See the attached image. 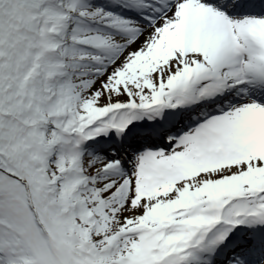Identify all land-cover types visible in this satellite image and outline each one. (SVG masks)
I'll return each instance as SVG.
<instances>
[{
	"label": "snow or ice",
	"instance_id": "obj_1",
	"mask_svg": "<svg viewBox=\"0 0 264 264\" xmlns=\"http://www.w3.org/2000/svg\"><path fill=\"white\" fill-rule=\"evenodd\" d=\"M0 264H264V0H0Z\"/></svg>",
	"mask_w": 264,
	"mask_h": 264
}]
</instances>
